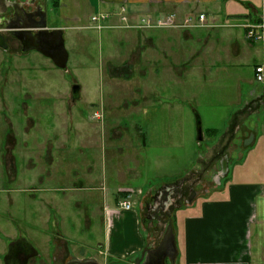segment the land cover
<instances>
[{
	"label": "crops",
	"instance_id": "crops-1",
	"mask_svg": "<svg viewBox=\"0 0 264 264\" xmlns=\"http://www.w3.org/2000/svg\"><path fill=\"white\" fill-rule=\"evenodd\" d=\"M73 1L78 8L84 6L85 15L64 17L79 24L78 27L54 25L60 14L50 0L31 4L27 3L28 0H0V21H17L13 15L14 6H21L26 12H34L39 7L47 14L49 30L60 28L64 32H74L93 29L90 25L93 15L110 14L105 22L107 28L100 32V42H113L110 38H131L135 33L118 27L121 22L117 13L122 7L127 8L133 23L142 17L163 19L170 15H176L178 21L183 22L205 14L207 26L192 30L140 31L138 60L134 62L130 59L133 58L130 57L133 49L125 44L129 60L123 66V75L118 77V81L120 85L131 86L132 78L126 76L123 69H140L138 82L140 80L145 87L138 91L139 109L131 107V92L129 97L126 94L116 97L105 92L106 84L118 67L111 61L99 60L100 84L104 91L99 105L100 108L104 106L106 120H109V124L104 125L111 136V146L106 148L105 143L99 141L100 127L93 126L97 139L86 142L91 153L88 157L71 158V161L53 154L60 140L53 137L50 123L44 122L37 127L30 118L29 104L23 106L19 94L13 92L6 96L4 91L1 92L8 83L3 76L7 68L4 63L8 55L22 54L23 47L8 31L0 30L7 43V48L0 47V113L5 116L4 112L11 108V100L14 116L30 119L20 130L27 136V177L32 180L38 173L35 179L42 182L43 189L39 190L44 193L46 201L59 191L70 193L69 197L66 194L62 196L66 199L59 208H51L50 213L55 210L60 215L54 220L49 219L47 226L44 224L45 231L41 233L44 236L43 247L47 248V235L57 229L52 249L56 255L58 253L60 264L73 261L135 264L138 260L161 264L163 256L164 264H264V102L261 103L260 95L264 83L256 79V68L264 67V28L259 29L263 34V40L259 42L248 40L245 30L248 24L264 25V0ZM68 2L59 0L58 11L67 8ZM104 67L111 70L108 76ZM11 80L12 85H18V79L12 77ZM152 84L156 86L153 95L148 88ZM184 86L194 88L187 91L185 102H181ZM196 86H202V92L194 93ZM221 90L228 93L224 100ZM25 98L23 101L29 100L28 95ZM201 106L206 129L203 133L205 153L199 159L204 165L213 163L212 159L219 160L226 170L222 178L226 183L198 203L174 206L172 194L175 184L153 186L150 181L158 177L154 174L161 170L160 163L169 157L170 154H166V150H170L168 145L177 142L179 147L178 141L184 139L183 135L180 136L184 131L182 119L188 114L195 122L194 113ZM128 116L132 118L129 125L112 123V117ZM137 117L139 120L136 121ZM193 120L187 118V122ZM77 126L66 127L70 130H66L60 139H67L66 143L68 133L79 129ZM83 133L79 131V134ZM142 133L145 134L144 141ZM125 136L129 138L125 139ZM14 139L13 150L17 149V156L13 154L12 165L16 166L19 174L20 140L16 136ZM194 141L193 135V152L197 147ZM42 142L44 155L37 156V144ZM84 144L82 139L70 149L79 150L85 147L82 146ZM67 149L69 147L64 148ZM37 159L43 160L42 171L38 172L35 166ZM166 161L170 163L168 159ZM149 172L154 174L149 176ZM97 197L103 205L95 211ZM125 199L133 202L132 211L120 209L119 204ZM70 204L79 210L72 227L65 221L64 214ZM180 210L184 212L179 218L177 213ZM170 228L173 230V243L168 238ZM43 259L45 256L39 264ZM53 260L57 261V258L53 257Z\"/></svg>",
	"mask_w": 264,
	"mask_h": 264
},
{
	"label": "rangeland",
	"instance_id": "rangeland-1",
	"mask_svg": "<svg viewBox=\"0 0 264 264\" xmlns=\"http://www.w3.org/2000/svg\"><path fill=\"white\" fill-rule=\"evenodd\" d=\"M22 1L26 2L27 0ZM36 1L37 3L43 2V0ZM68 1L69 6L67 8H62L61 11L57 12L60 14V18L54 23V25H63L67 28L76 27L79 24L66 20L64 16H71L73 14L74 16L85 15L86 10L84 6L81 5L80 8H78L74 5L73 0ZM31 2L32 0H28L27 3L30 4ZM1 13L2 12H0V14ZM82 23L83 22H81V24ZM255 24L258 23L248 25ZM90 25L93 26L94 24L91 22ZM248 25L245 26L246 37ZM168 29L188 30L186 28ZM192 29L193 28H190L189 30ZM129 30H134L133 32H135L134 34L132 33L131 38H110L109 40H113V42H100L101 31L95 29L89 28L88 30L82 31L64 32L65 46L69 54L68 65L65 69L56 67L51 59L43 56L37 51L23 52L20 55L18 54V56H13V54L8 55L7 61L4 63L7 65V68L3 75L6 77L8 83L6 86L4 85L1 92L4 91L6 96H10V94L7 93L13 92L16 93V95L19 94L21 98L20 102H24L23 106L29 104V108L31 109L30 118L35 121L37 127L44 122L50 123L53 137L56 138L55 140H60L59 145L56 148L53 146V154L58 158H69V160L72 158L71 160H73L80 157H88L91 150L86 148V142H91L92 140L96 141L97 139L96 131L93 126L100 127L99 141L105 143L106 148L111 146V136L108 133V130L105 129L106 126L104 125H107V122L109 124V120H106L107 117H105L104 106L100 108L99 105L104 94L102 83L100 84L99 60L104 61L105 63L111 61L114 66L118 67L116 71H113L112 79L106 84L107 89L105 92H109L116 97L124 94L129 97V93L131 92L133 95L131 98L132 102H130L131 107L137 109L140 108V93L138 91L141 87H145V85L140 84V80L138 82L140 69H123L126 76L130 79L132 78L131 86L127 84L120 85V81H118V77H122L123 75V66L127 64V61L129 60L126 45L129 44L133 49V52L131 51L130 53V57L133 56V58L130 59L133 60V62L138 60L137 52L140 39L139 34L140 31L147 29ZM134 56H137V58H134ZM104 66H107V64H104ZM109 71L111 72V70L104 67L105 75L108 76ZM12 77L18 79V85H12ZM27 78L32 81H28ZM75 86L79 87V98L76 100L73 99ZM155 87V84L148 86L149 92H151L152 95L156 92ZM193 88L194 86L183 87V93L180 97L181 102H185L184 95L187 91H191ZM196 88L197 91L194 93L197 94L200 93V91L202 92V86H196ZM135 90H137V93ZM198 90L200 91L198 92ZM221 91L224 93V100L227 98L228 93L224 90ZM23 95L24 97H22ZM27 95L29 96V100L23 101V98L26 99L25 96ZM151 103L154 104L153 99ZM93 104L97 106L93 107ZM196 105H198V100L196 101ZM9 106L11 108L9 107L10 110L4 112L5 116L0 113V264H4L3 260L8 252L11 242L22 238L31 242L39 252L37 261L33 260L30 264H39L43 256H45L46 259H43L41 264H60L58 261V253L56 255L54 249H52L54 241L58 235L57 229L52 230L50 232L51 234H48L49 236L47 235L46 249L43 247L44 243L42 241L44 236L42 234L45 231L43 228L45 227L44 224L47 226L48 221H50L49 219L54 220L60 215L59 211L55 210L50 213L51 208H59L61 202H64V199H66L62 198V196L66 194L67 197H69L70 193L56 191L57 193H54L53 197H48L46 201V198L43 196L44 193L39 190L43 189V186H41L42 184H40L42 182L36 181L35 179V176H38V173L34 175L32 180L28 179L26 169L27 164L29 163L28 149L26 145L27 136H25L23 134L24 132H21L20 130L24 124L25 126L28 124V120L30 119L26 116L15 117V113H13V102L11 100L9 101ZM181 110L184 111V109ZM96 112H101L100 114L103 115V118L95 117L94 115ZM194 114L195 122L188 114L184 117V120L182 119L181 126L184 131H181L180 136L183 135L184 139L181 138L178 141L179 147L177 146V142H173L174 145L169 144L168 146L170 150H166V154L170 155L169 157H165L163 162L160 163L161 166L159 169L161 170L155 174L149 172V176L153 174L158 176L150 181L153 186H160L164 183L175 184L172 194L174 206L179 204L187 205L198 203L204 198L213 195L217 189L224 187L226 183V181L222 179V167L219 160L212 159V161H214L213 163L204 165L203 160L199 159L205 153V142L198 141L197 132L198 120L201 121L203 133L206 129V118L204 116L203 106L197 107ZM187 118H189L190 121H193L187 122ZM131 119L132 118L129 116L125 118L112 117V123H116L117 126L123 125V123L129 125ZM137 120H139V117L136 118V121ZM81 124L83 125L82 128L79 127ZM71 125H78L77 128L79 129H75L73 132L68 133L67 136L69 137V140L65 143L64 141L67 139H60V137L67 132L66 130H70L67 128H70ZM80 130L84 132L83 135H81L82 133L79 134ZM193 135L195 136L194 143L197 144L194 152L192 151L193 147L191 146ZM15 136L16 139L18 138V140H20V149L18 151L19 174L17 173L16 166L12 165L13 156H17V149L13 150V147H15L16 144L14 139ZM144 136L145 134L142 133V141L145 140ZM77 137L80 139H77ZM125 137V139L129 138L128 136ZM82 139L85 141V144L82 146L85 147H82L79 150H77L78 148L73 150L70 149L71 145L76 143L79 144ZM66 147H69V149L64 150ZM43 148V142L40 145L37 144V156L44 155ZM14 151H16V154ZM166 159L170 161L169 164H167ZM35 162L37 172L42 171L43 160L41 159L39 161V159H37ZM56 171L58 173V170ZM161 171L163 172L162 175L159 174ZM65 185L67 186L68 184ZM149 187L146 188V192H148ZM178 191H180V196ZM52 202L55 207L54 205L51 206ZM102 205V200L97 197V199H95L94 210L97 211ZM78 211L79 210H76L71 204L66 206V212H64L65 221L70 224V227H72L71 225L75 221L74 218L78 217ZM182 211L183 210H180L177 213L179 218L182 215ZM33 227L37 228L34 229ZM53 257L57 258V261H54Z\"/></svg>",
	"mask_w": 264,
	"mask_h": 264
},
{
	"label": "water",
	"instance_id": "water-1",
	"mask_svg": "<svg viewBox=\"0 0 264 264\" xmlns=\"http://www.w3.org/2000/svg\"><path fill=\"white\" fill-rule=\"evenodd\" d=\"M33 2V1H32ZM31 4V3H30ZM15 20L0 21V30H6L11 37L22 44L23 52L37 51L43 56L52 60L54 65L58 68L65 69L68 65L69 54L65 46L64 31L60 28L49 30L47 27V14L42 12L38 7L34 12H26L23 7L18 6L13 8ZM41 13V14H40ZM40 17L37 20V17ZM0 47L7 48L6 39L0 34ZM260 95L262 97L261 103L264 102V88H262ZM79 98V87H74L73 99ZM198 141H203V128L201 121L197 122ZM221 175L226 172L221 166ZM228 172V170H227ZM171 227V226H170ZM169 237L171 242H174V235L172 228L169 229ZM39 256L36 247L27 239H18L9 245L8 252L4 257V264H29L32 258ZM162 257L161 264H164ZM69 264H99L95 261H73ZM135 264H150L143 260H138Z\"/></svg>",
	"mask_w": 264,
	"mask_h": 264
},
{
	"label": "built area",
	"instance_id": "built-area-1",
	"mask_svg": "<svg viewBox=\"0 0 264 264\" xmlns=\"http://www.w3.org/2000/svg\"><path fill=\"white\" fill-rule=\"evenodd\" d=\"M120 17V26L119 28L123 29H168V28H204L207 26V20L205 14H200L196 19L189 18L183 22L178 21L176 15H170L163 19H156L151 16L142 17L137 22L133 23L129 19V14L126 7H122L120 11L117 13ZM110 17V14H95L92 16L93 29L102 31L107 26L105 25L106 20ZM264 28V25H248L247 38L252 41H262L263 34L259 31V29ZM256 79L260 83H264V67L256 68ZM95 117L102 118L100 113H95ZM120 209L123 211H132L134 209V204L131 200L125 199L119 204Z\"/></svg>",
	"mask_w": 264,
	"mask_h": 264
},
{
	"label": "flooded vegetation",
	"instance_id": "flooded-vegetation-1",
	"mask_svg": "<svg viewBox=\"0 0 264 264\" xmlns=\"http://www.w3.org/2000/svg\"><path fill=\"white\" fill-rule=\"evenodd\" d=\"M33 1V3H37V1L36 0H32ZM52 1V4H54V0H51ZM59 5L60 4H58V7H55V9H57V12H58V8H59ZM33 6H35V5H33ZM16 7H18V6H16ZM54 7V6H53ZM13 8H15V6L13 7ZM33 8H37L36 6L35 7H33ZM38 9V8H37ZM36 10V9H35ZM34 10V11H35ZM41 14V13H40ZM37 259V257L36 258H32L30 261H29V264L33 261V260H36Z\"/></svg>",
	"mask_w": 264,
	"mask_h": 264
},
{
	"label": "trees",
	"instance_id": "trees-1",
	"mask_svg": "<svg viewBox=\"0 0 264 264\" xmlns=\"http://www.w3.org/2000/svg\"><path fill=\"white\" fill-rule=\"evenodd\" d=\"M59 0H54V7H58Z\"/></svg>",
	"mask_w": 264,
	"mask_h": 264
}]
</instances>
